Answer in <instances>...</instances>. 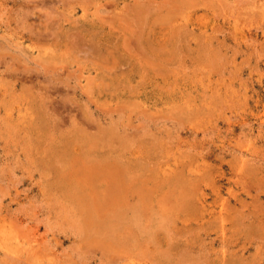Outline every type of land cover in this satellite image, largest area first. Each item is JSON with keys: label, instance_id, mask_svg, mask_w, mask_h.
Returning <instances> with one entry per match:
<instances>
[{"label": "rangeland", "instance_id": "rangeland-1", "mask_svg": "<svg viewBox=\"0 0 264 264\" xmlns=\"http://www.w3.org/2000/svg\"><path fill=\"white\" fill-rule=\"evenodd\" d=\"M63 1L0 0V264H264V0Z\"/></svg>", "mask_w": 264, "mask_h": 264}, {"label": "bare ground", "instance_id": "bare-ground-1", "mask_svg": "<svg viewBox=\"0 0 264 264\" xmlns=\"http://www.w3.org/2000/svg\"><path fill=\"white\" fill-rule=\"evenodd\" d=\"M32 1H33V0H32ZM67 1H68V0H67ZM70 1H71V0H70ZM76 1H77V0H76ZM78 1H79V0H78ZM78 1H77V2H78ZM82 1H83V0H82ZM84 1H86V0H84ZM114 1H115V0H114ZM135 1H136V0H135ZM142 1H143V0H142ZM148 1H149V0H148ZM151 1H152V0H151ZM167 1H168V0H167ZM170 1H171V0H170ZM173 1H174V0H173ZM175 1H176V0H175ZM177 1L179 2V0H177ZM186 1H187V0H186ZM186 1H185V2H186ZM188 1H189V0H188ZM45 2H46V0H45ZM47 2H49V1H47ZM60 2H61V1H60ZM62 2H65V1L62 0ZM71 2L73 3V1H71ZM132 2H133V1H132ZM144 2H145V1H144ZM165 2H166V1H165ZM171 2H172V1H171ZM178 2H176V4H177ZM190 2H191V1H190ZM38 3H39V2H38ZM40 3H42V2H40ZM56 3H59L58 0H57ZM67 3H68V2H67ZM67 3H66V4H67ZM81 3H82V2H81ZM83 3H84V2H83ZM146 3H147V1H146ZM146 3H145V4H146ZM149 3H150V1H149ZM188 3H189V2H188ZM84 4H85V3H84ZM125 4H126V3H125ZM125 4H124V5H125ZM131 4H132V3H131ZM140 4H141V2H140ZM145 4H142V5L144 6ZM169 4H170V3H169ZM172 4H173V3H172ZM182 4H183V3H181V5H182ZM186 4H187V3H186ZM40 5H41V4H40ZM46 5L49 7V5H51V4H50V3H49V4L47 3ZM67 5H68V4H67ZM164 5H165V4H164ZM38 6H39V5H38ZM41 6H42V5H41ZM54 6H56V4H55ZM62 6H63V4H62ZM69 6H70V4H69ZM82 6H83V5H82ZM87 6H88V5H87ZM107 6H108V5H107ZM107 6H106V7H107ZM145 6H146V5H145ZM145 6H144V7H145ZM147 6H148V5H147ZM34 7H35V6H34ZM44 7H46V6H44ZM78 7H79V6H78ZM140 7H141V6H140ZM148 7H149V6H148ZM159 7H160V6H159ZM173 7H174V4H173ZM46 8H47V7H46ZM50 8H51L52 10L54 9L52 6H50ZM99 8H100V7H99ZM135 8H136V7H135ZM135 8H134V9H135ZM141 8H142V7H141ZM151 8H152V6L150 7V9H151ZM167 8H168V7H167ZM75 9H76V8H75ZM129 9H130V8H129ZM137 9L139 10V7H137ZM164 9H165V8H164ZM38 10H39V9H38ZM54 10H56V8H55ZM57 10H58V9H57ZM60 10H61V9H60ZM88 10H89V9H88ZM119 10H121V9H119ZM130 10H131V9H130ZM138 10H137V11H138ZM140 10H143V11H141V12H142L141 15H143V18H144V17H145V16H144L145 14H143V12H144L146 9H145V10H144V9H140ZM147 10H149V8H148ZM155 10H156V9H155ZM169 10H170V9H169ZM45 11H47V14H48L51 10H49V12H48V10H45ZM71 11H72V10H71ZM84 11H85V10H84ZM123 11H124V9H123ZM132 11H133V10H132ZM166 11H167V9H166ZM59 12H60V11H59ZM59 12H58V15H59ZM85 12H86V11H85ZM116 12H117V11H116ZM118 12H119V11H118ZM128 12H129V11H128ZM135 12H136V10H135ZM167 12H169V11H167ZM54 13H55V12H54ZM54 13H53V14H54ZM68 13H69V12H68ZM70 13H71V12H70ZM78 13H79V12H78ZM93 13H94V12H93ZM133 13H134V12H133ZM137 13H138V12H137ZM139 13H140V12H139ZM139 13H138V14H139ZM146 13H147V11H146ZM148 13H149V12H148ZM174 13H175V12H174ZM196 13H197V12H196ZM45 14H46V12H45ZM47 14H46V15H47ZM50 14H51V13H50ZM66 14H67V13H66ZM75 14H76V13H75ZM90 14H91V13H90ZM94 14H95V13H94ZM122 14H123V12H122ZM129 14H130V13H129ZM41 15H42V14H41ZM46 15H44V16H46ZM98 15H100V13H99ZM120 15H121V14H120ZM124 15H127V14H125V11H124ZM132 15H133V14H132ZM146 15H147V14H146ZM158 15H159V14H158ZM174 15H175V14H174ZM196 15H197V14H196ZM48 16H49V15H48ZM60 16H61V15H60ZM60 16H59L58 18H60ZM65 16H66V15H65ZM67 16H68V15H67ZM67 16H66V20H67ZM84 16H85V15H84ZM112 16H113V15H112ZM122 16H123V15H122ZM136 16H138V15L136 14ZM46 17H47V16H46ZM53 17H54V16H53ZM53 17H51V18H53ZM71 17H72V15H71ZM75 17H76V15H75ZM119 17H120V19H122L121 16H119ZM119 17H118V18H119ZM123 17H125V16H123ZM126 17H127V16H126ZM168 17H169V16H168ZM171 17H172V15H171ZM174 17H175V16H174ZM197 17H198V16H197ZM39 18H40V17H39ZM39 18H38V19H39ZM55 18H56V17H55ZM68 18H69V17H68ZM94 18H95V17H94ZM101 18H102V17H101ZM134 18H135V17H134ZM140 18H141V17H140ZM164 18H165V17H164ZM164 18H163V19H164ZM166 18H167V17H166ZM53 19H54V18H53ZM53 19H52V20H53ZM62 19L65 20L64 18H62ZM103 19H104V18H103ZM105 19H106V18H105ZM126 19H127V18H126ZM141 19H142V18H141ZM144 19H145V18H144ZM161 19H162V18H161ZM171 19H172V18H170V20H171ZM43 20H46V19H43ZM48 20H49V19H48ZM48 20H46V22H47ZM55 20H56V19H55ZM58 20H60V19H58ZM69 20H70V18H69ZM84 20H85V19H84ZM86 20H87V18H86ZM101 20H102V19H101ZM106 20H107V19H106ZM106 20H105V21H106ZM123 20H124V19H123ZM128 20H129V19H128ZM7 21H9V20H6V22H7ZM75 21H76V20H75ZM77 21H80V19L77 20ZM102 21H103V20H102ZM102 21H101V22H102ZM116 21L118 22L119 20H116ZM124 21H125V20H124ZM136 21H138V20H136ZM143 21H144V20H143ZM159 21H160V20H159ZM177 21H178V19H177ZM182 21H183V20H182ZM1 22H2V21H1ZM35 22H36V21H35ZM48 22H49V21H48ZM73 22H74V20H73ZM85 22H86V21H85ZM96 22H97V21H96ZM98 22H99V20H98ZM134 22H135V19H134ZM140 22L142 23L141 20H140ZM140 22H139V25H140ZM154 22H155V21H154ZM168 22H169V21H168ZM50 23H52V22L50 21ZM62 23H63V22H62ZM86 23H87V22H86ZM103 23H104V21H103ZM119 23H120V22H119ZM143 23H144V22H143ZM173 23H174V22H173ZM175 23H176V22H175ZM188 23H189V22H188ZM37 24H38V23H37ZM37 24H36V25H37ZM53 24H54V23H53ZM67 24H68V23H67ZM77 24H78V23H77ZM80 24H82V23H80ZM90 24H91V23H90ZM95 24H96V23H95ZM127 24H128V23H127ZM133 24H135V23H133ZM168 24H169V23H168ZM186 24H187V23H186ZM186 24H185V25H186ZM36 25H34V26H36ZM39 25H40V24H39ZM39 25H38V26H39ZM42 25H43V24H42ZM48 25H49V24H48ZM50 25H51V24H50ZM111 25H112V24H111ZM115 25H116V24H115ZM118 25H119V24H118ZM141 25H142V24H141ZM176 25H177V23H176ZM179 25H180V24H179ZM185 25L182 26V28L185 27ZM71 26H72V25H71ZM76 26H77V25H76ZM82 26H83V25H82ZM112 26L114 27V25H112ZM120 26H121V25H120ZM174 26H175V25H174ZM180 26H181V25H180ZM42 27L44 28V26H42ZM46 27H49V26H46ZM51 27H52V25H51ZM77 27H78V26H77ZM87 27H89V26H87ZM108 27H109V26H108ZM175 27H177V26H175ZM178 27H179V26H178ZM186 27H187V26H186ZM186 27H185L184 29H186ZM33 28H34V27H33ZM35 28H36V27H35ZM49 28H50V27H49ZM60 28H61V27H60ZM62 28H63V27H62ZM80 28H81V26H80ZM189 28H190V27H189ZM191 28H192V27H191ZM40 29H41V28H40ZM71 29H72V28H71ZM78 29H79V28H78ZM86 29H87V28H86ZM118 29H120V28H118ZM121 29H124V28L121 27ZM136 29H137V28H136ZM161 29H162V28H161ZM201 29H202V28H201ZM48 30H49V29H48ZM76 30H77V29H76ZM83 30H84V29H83ZM93 30H95V28H94ZM96 30H97V29H96ZM127 30H128V29H127ZM192 30H193V29H192ZM36 31H38V28H37ZM69 31H71V30H69ZM69 31H67V32H69ZM105 31H106V30H105ZM109 31H110V30H109ZM124 31H125V30H124ZM180 31H181V30H180ZM185 31H186V30H185ZM53 32H55V31H53ZM71 32H72V31H71ZM74 32H75V31H74ZM79 32H80V31H79ZM82 32H83V31H82ZM120 32H122V30H121ZM126 32H127V31H126ZM173 32H175V30H174ZM182 32H183V30H182ZM182 32H181V33H182ZM27 33H28V32H27ZM90 33H91V31H90ZM96 33H97V32H96ZM141 33H142V32H141ZM154 33H155V32H154ZM190 33L192 34L191 31H190ZM32 34H33V33H32ZM67 34H68V33H67ZM74 34H75V33H74ZM78 34H79V33H78ZM94 34H95V33H94ZM115 34H116V33H115ZM121 34H122V33H121ZM121 34H120V35H121ZM148 34H149V33H148ZM176 34H177V33H176ZM178 34H179V33H178ZM183 34H184V33H183ZM183 34H182V35H183ZM191 34H189V35H191ZM21 35H22V34H21ZM33 35L36 36V34H33ZM44 35H45V34H44ZM54 35H55V34H54ZM80 35H81V33H80ZM186 35H187V34H186ZM45 36H46V35H45ZM50 36L53 37L52 34H51ZM70 36H71V35H70ZM73 36H74V35H73ZM81 36H82V35H81ZM150 36H151V35H150ZM156 36H157V35H156ZM31 37H33V36H31ZM42 37H43V35H42ZM48 37H49V36H48ZM58 37H59V35H58ZM65 37H66V36H65ZM75 37H76V36H75ZM78 37H79V35L77 36V38H78ZM120 37H121V36H120ZM126 37H127V36H126ZM183 37H184V36H183ZM185 37H186V36H185ZM40 38H41V37H40ZM54 38H55V37H54ZM85 38H86V36H85ZM95 38H96V37H95ZM210 38H211V37H210ZM42 39H43V38H42ZM51 39H52V38H51ZM70 39H71V38H70ZM73 39H74V38H73ZM82 39H83V37H82ZM117 39H118V38H117ZM28 40H29V38H28ZM46 40H47V39H46ZM67 40H68V39H67ZM78 40H79V39H78ZM87 40H88V42H89V39H87ZM90 40H91V39H90ZM92 40H93V39H92ZM99 40H100V39H99ZM30 41H31V40H30ZM37 41H38V40H37ZM52 41H53V40H52ZM72 41H73V40H72ZM79 41H80V40H79ZM101 41H102V40H101ZM101 41H98V42L100 43ZM113 41H114V40H113ZM121 41H122V40H121ZM128 41H129V40H128ZM128 41H127V42H128ZM34 42H35V41H34ZM39 42H40V41H39ZM53 42H54V41H53ZM68 42H70V41H68ZM105 42H106V41H105ZM35 43H36V42H35ZM65 43H66V41H65ZM94 43H96V42H94ZM67 44H68V43H67ZM69 44H70V43H69ZM72 44H73V43H72ZM77 44H78V43H77ZM82 44H83V43H82ZM86 44H87V43H86ZM88 44H89V43H88ZM63 45H64V44H63ZM93 45H95V44H93ZM102 45H103V44H102ZM82 46H83V45H82ZM89 46H90V45H89ZM98 46H99V45H98ZM114 46H115V45H114ZM63 47H65V45H64ZM74 47H75V45H74ZM76 47H77V46H76ZM85 47H86V46H85ZM91 47H92V45H91ZM101 47H102V46H101ZM77 48H78V47H77ZM86 49H87V48H86ZM95 49H96V48H95ZM98 49H99V48H98ZM109 50H110V49H109ZM89 51H90V50H89ZM133 51H134V50H133ZM128 52H129V51H128ZM134 52H135V51H134ZM136 54H137V53H136ZM37 56H38V55H37ZM53 56H54V55H53ZM53 56H52V57H53ZM108 56H109V55H108ZM41 58H42V57H41ZM47 60H48V59H47ZM51 60H53V59H51ZM44 62H45V61H44ZM50 62H51V61H50ZM45 63H46V62H45ZM43 65H44V64H43ZM51 65H52V64H51ZM45 66H46V65H45ZM51 67H52V66H51ZM54 67H56V66H53V68H54ZM57 67H58V66H57ZM44 68H45V67H44ZM48 68H49V66H48ZM40 69H41V68H40ZM48 71H49V70H48ZM50 71H52V69H51ZM69 71H70V70H69ZM31 72H32V71H31ZM39 73H40V72H39ZM45 73H46V72H45ZM45 73H44V74H45ZM46 74H49V73H46ZM52 74H53V73H52ZM57 74H58V73H56V75H57ZM90 74H91V73H90ZM88 75H89V74H88ZM43 76H44V75H43ZM52 76H53V75H52ZM89 76H90V75H89ZM89 76H88V77H89ZM54 77H55V76H54ZM70 77H71V76H70ZM30 78H31V77H30ZM45 78H46V77H45ZM49 80H50V79H49ZM50 81H51L50 83H52V80H50ZM57 81H58V80H57ZM62 81H63V80H62ZM53 82H54V81H53ZM63 83H64V82H63ZM68 83H69V82H68ZM54 84H55V83H54ZM54 84H53V85H54ZM65 84H66V83H65ZM74 84H75V83H74ZM53 85H52V86H53ZM55 85H56V84H55ZM83 90H84V89H83ZM47 99H48V98H47ZM21 101H22V100H21ZM16 104H17V103H16ZM16 108H17V107H16ZM13 114H14V113H13ZM10 117H11V116H10ZM21 117H22V116H21ZM5 119H6V118H5ZM23 119H24V118H23ZM31 120H32V119H31ZM15 121H17V120L15 119ZM13 122H14V121H13ZM13 122H12V123H13ZM18 122H19V121H18ZM14 124H15V123H14ZM7 128H8V127H7ZM16 130H17V129H16ZM12 133H13V132H12ZM119 214H120V213H119ZM116 215H117V214H116ZM117 216H118V215H117ZM120 217H121V216H120ZM119 223H120V222H119ZM103 224H104V223H103ZM120 224H121V223H120ZM2 225L4 226L3 223H2ZM100 226H101V225H98V227H100ZM0 229H1V227H0ZM8 230H9V228H8ZM6 233H7V232H6ZM33 253H34V252H33ZM222 259H223V258H222Z\"/></svg>", "mask_w": 264, "mask_h": 264}]
</instances>
